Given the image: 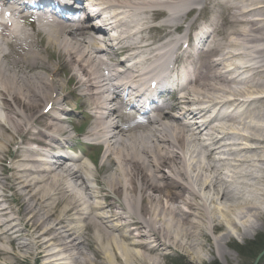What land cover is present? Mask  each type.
I'll return each mask as SVG.
<instances>
[{
  "label": "bare ground",
  "instance_id": "1",
  "mask_svg": "<svg viewBox=\"0 0 264 264\" xmlns=\"http://www.w3.org/2000/svg\"><path fill=\"white\" fill-rule=\"evenodd\" d=\"M88 1L93 13L75 23L41 14L30 31L19 2L0 0V18L17 23L0 24V154L24 135L25 144L64 148V123L77 112L88 119L83 136L102 148L96 191L84 162L44 169L38 150L18 148L7 175L0 158V241L44 264H160L167 248L196 260L203 240L231 256L232 233L255 230L264 214V0ZM202 11L211 16L193 42L188 15ZM120 55L122 66L134 61L117 71L109 61ZM178 60L183 93L157 103L167 88L152 73ZM139 99L142 115L154 106L149 123L123 112ZM5 189L16 207L1 206Z\"/></svg>",
  "mask_w": 264,
  "mask_h": 264
},
{
  "label": "rangeland",
  "instance_id": "2",
  "mask_svg": "<svg viewBox=\"0 0 264 264\" xmlns=\"http://www.w3.org/2000/svg\"><path fill=\"white\" fill-rule=\"evenodd\" d=\"M204 14H207V13L205 12ZM257 56H258L257 57L258 60H260L259 63H264V52L262 54L260 53L257 54ZM245 60L247 61L246 58ZM255 81H259V79H255ZM240 87H242V84H240ZM68 98L70 100L72 99L71 97H68ZM260 107L264 108V103L261 104ZM73 118L74 119H71V120L73 121V124H76L78 119L80 120V114H77L76 117H73ZM0 122L1 124L5 126L7 124L4 118V112L1 108H0ZM74 134L77 135L76 132ZM23 138H27L26 135L23 136ZM23 138L16 137L9 144V152H3V154H0V158L2 157L5 158V161L2 163V167L6 170H3L2 172L6 173L7 175H10L13 173L12 168L14 167L12 164L14 163V161H16L13 154H11L14 151V148H13L15 147L14 144L17 141L21 142ZM0 144L2 146H5L1 142V139H0ZM257 166L262 167L261 164H258ZM163 171L167 173V168L163 169ZM2 184L6 188L5 181L0 178V187H1L0 191H2ZM3 193L5 197L7 198V201L5 202V206L15 207L14 206L15 201L13 203L10 200V198L13 195L12 190L5 189ZM262 200L264 201V198H262ZM12 216H14L13 213H12ZM253 223L254 224L258 223L259 227L255 228V230L251 228L247 229L248 231L246 232H243L242 229H239V231H241L242 233L241 232L239 233V231H236V233H232L233 236L230 237L226 245L228 249H231L234 252V254H231V256H228L225 258L221 254H219L220 252H217V251H215L214 253L210 252V250L212 249L211 242H207L203 240V243H205V247L203 248V250H198V252L201 253V257L199 259L195 260L193 256L191 259V257L188 255L186 256L182 255L180 251L178 252L174 249L167 248L165 251V256L162 257L160 264H254V260L256 258L258 259L256 264H264V214H262V216L259 219L255 220V222ZM222 231L224 230L223 229L218 230L216 233L220 234ZM10 246L12 248V245ZM0 248L9 249L7 246V243H3V242H0ZM15 251L16 249L13 247V252ZM85 252L87 253L89 258L94 257L91 251L85 250ZM43 260L44 259H41V258H35L33 255L25 256L20 251L16 253V256H12L11 254L0 250V264H42Z\"/></svg>",
  "mask_w": 264,
  "mask_h": 264
},
{
  "label": "water",
  "instance_id": "3",
  "mask_svg": "<svg viewBox=\"0 0 264 264\" xmlns=\"http://www.w3.org/2000/svg\"><path fill=\"white\" fill-rule=\"evenodd\" d=\"M257 260H258V259L255 260L254 264H256Z\"/></svg>",
  "mask_w": 264,
  "mask_h": 264
}]
</instances>
